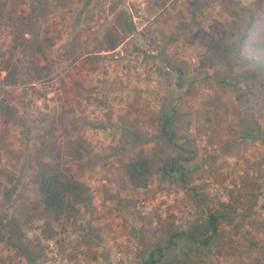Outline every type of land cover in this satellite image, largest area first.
<instances>
[{
	"label": "rangeland",
	"instance_id": "1",
	"mask_svg": "<svg viewBox=\"0 0 264 264\" xmlns=\"http://www.w3.org/2000/svg\"><path fill=\"white\" fill-rule=\"evenodd\" d=\"M227 30L245 35L250 63L214 56ZM260 39L264 0H0V104L12 107L9 121L0 112V264H144L158 247L160 264H264V72L244 75ZM43 140L89 189L51 238L34 216ZM139 154L153 167L144 188L126 174ZM179 156L185 184L161 169ZM221 211L210 246L190 238Z\"/></svg>",
	"mask_w": 264,
	"mask_h": 264
},
{
	"label": "trees",
	"instance_id": "2",
	"mask_svg": "<svg viewBox=\"0 0 264 264\" xmlns=\"http://www.w3.org/2000/svg\"><path fill=\"white\" fill-rule=\"evenodd\" d=\"M252 27V23H248L245 27V33H247ZM232 33L230 31H225L222 35H213L210 42V49L214 51V56L217 60H226V64L233 68L239 64H248L252 59H248L243 55L244 50V36L238 38H231ZM122 35L116 29L112 28L107 31L106 35V45L110 50L117 48L122 42ZM264 47L263 39L258 41ZM256 43L253 46H258ZM34 51H41L42 48L37 41H35L32 46ZM256 67L254 69H246L244 75H247L250 80H258V74L264 72V57H260L256 62ZM260 83L259 81H257ZM12 107L5 103L0 104V112L6 121L11 119L9 115V110ZM67 116L69 113H65ZM63 116V115H62ZM173 124V117L167 118L163 122V133L169 137L172 141L174 135L173 129H170ZM50 134V132H47ZM148 141L150 139H147ZM52 148L50 144L43 140V145L39 149L38 153V173H39V192L40 199L34 204L36 217L44 218V226L42 228L43 234L46 238H51L53 233V224L60 221L61 218H73L79 213L78 205L85 202L89 198V189L84 184L75 177L73 173L63 174L57 168H55L47 159L51 154ZM47 156V157H46ZM182 157L173 158L171 161H164L161 169L165 174L173 175L178 173L183 181L186 183L185 169L178 165V160H182ZM1 172V170H0ZM126 174L129 178L130 183L135 188H144L148 186L150 179L153 174L152 161L149 157L144 154H139L136 158L132 159L126 164ZM28 213V210L25 209ZM229 211L221 212H210L207 221L208 226L206 228V233L203 237L197 238L195 234L190 235V238L194 240L197 239L196 243L204 247H208L212 244V240L215 238L214 233L218 232V222L221 218L226 219L230 216ZM212 234H209V232ZM179 236V234H178ZM174 244V240L172 241ZM199 248V247H197ZM164 247H158V249H153L149 252L148 257L144 259V264H160L162 262L165 251ZM28 258L31 264H36V259L32 253H28ZM188 261L185 259L178 258L175 264H187Z\"/></svg>",
	"mask_w": 264,
	"mask_h": 264
},
{
	"label": "water",
	"instance_id": "3",
	"mask_svg": "<svg viewBox=\"0 0 264 264\" xmlns=\"http://www.w3.org/2000/svg\"><path fill=\"white\" fill-rule=\"evenodd\" d=\"M137 33V31H135Z\"/></svg>",
	"mask_w": 264,
	"mask_h": 264
}]
</instances>
